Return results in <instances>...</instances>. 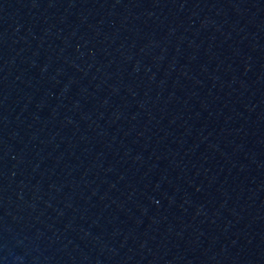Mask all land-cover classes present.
Instances as JSON below:
<instances>
[{
  "label": "water",
  "instance_id": "95a60500",
  "mask_svg": "<svg viewBox=\"0 0 264 264\" xmlns=\"http://www.w3.org/2000/svg\"><path fill=\"white\" fill-rule=\"evenodd\" d=\"M0 264H264V0H0Z\"/></svg>",
  "mask_w": 264,
  "mask_h": 264
}]
</instances>
